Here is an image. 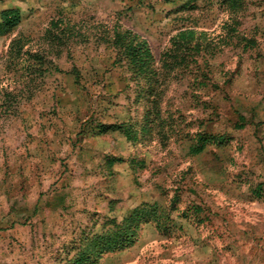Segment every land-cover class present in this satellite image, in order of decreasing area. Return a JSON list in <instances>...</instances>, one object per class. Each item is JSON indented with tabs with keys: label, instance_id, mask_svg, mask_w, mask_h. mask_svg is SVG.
<instances>
[{
	"label": "rangeland",
	"instance_id": "rangeland-1",
	"mask_svg": "<svg viewBox=\"0 0 264 264\" xmlns=\"http://www.w3.org/2000/svg\"><path fill=\"white\" fill-rule=\"evenodd\" d=\"M10 9L0 264H79L134 209V243L96 264H264V0H0V22ZM116 34L153 61L129 64Z\"/></svg>",
	"mask_w": 264,
	"mask_h": 264
},
{
	"label": "trees",
	"instance_id": "trees-1",
	"mask_svg": "<svg viewBox=\"0 0 264 264\" xmlns=\"http://www.w3.org/2000/svg\"><path fill=\"white\" fill-rule=\"evenodd\" d=\"M20 21L21 15L18 10L3 11L1 14L0 35L11 31ZM114 44L119 48L122 55L127 58L129 64L138 65L153 61L150 48L143 40L129 37L123 39L121 35L116 34ZM109 128H112V126ZM148 212H150L149 209H134L115 229L93 237L84 251L78 254L79 264H96L103 254L131 246L134 243L137 225L141 221H147L142 218H145L144 216Z\"/></svg>",
	"mask_w": 264,
	"mask_h": 264
}]
</instances>
